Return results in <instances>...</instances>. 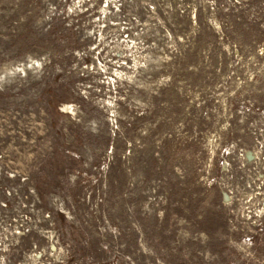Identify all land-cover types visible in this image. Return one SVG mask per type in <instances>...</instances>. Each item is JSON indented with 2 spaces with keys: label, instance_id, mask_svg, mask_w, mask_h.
I'll use <instances>...</instances> for the list:
<instances>
[{
  "label": "rangeland",
  "instance_id": "1",
  "mask_svg": "<svg viewBox=\"0 0 264 264\" xmlns=\"http://www.w3.org/2000/svg\"><path fill=\"white\" fill-rule=\"evenodd\" d=\"M0 264H264V0H0Z\"/></svg>",
  "mask_w": 264,
  "mask_h": 264
}]
</instances>
